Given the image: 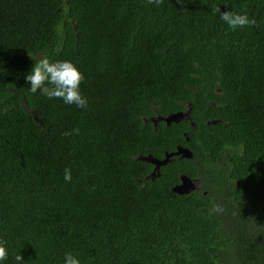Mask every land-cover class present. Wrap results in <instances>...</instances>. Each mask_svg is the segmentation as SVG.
<instances>
[{
	"label": "trees",
	"instance_id": "trees-1",
	"mask_svg": "<svg viewBox=\"0 0 264 264\" xmlns=\"http://www.w3.org/2000/svg\"><path fill=\"white\" fill-rule=\"evenodd\" d=\"M223 2L0 0V264H264V0ZM41 56L76 65L86 108L29 90ZM176 144L157 174L137 158Z\"/></svg>",
	"mask_w": 264,
	"mask_h": 264
},
{
	"label": "clouds",
	"instance_id": "clouds-1",
	"mask_svg": "<svg viewBox=\"0 0 264 264\" xmlns=\"http://www.w3.org/2000/svg\"><path fill=\"white\" fill-rule=\"evenodd\" d=\"M147 3L159 6L163 3V0H147ZM177 3H181V0H177ZM223 3L227 5L229 0H224ZM212 10L218 13L220 19L233 30L256 24L254 19H249L246 12L238 13L233 10L221 11L219 5H215ZM25 80L30 82L29 90L32 93H36L39 90L42 95L50 99L59 98L65 104H74L78 108L87 107V98L82 96L80 92V84L84 80V76L76 65L69 60L50 61L47 56H41L36 59L31 70L26 74ZM73 131L78 132V129H74ZM70 134L69 132L63 133V135ZM63 178L66 182H71L72 176L69 168L64 169ZM7 257L8 252L5 243L0 241V261L6 260ZM15 260L19 264H23L24 261L20 253L15 256ZM63 264H80V260L73 253L66 252L64 254Z\"/></svg>",
	"mask_w": 264,
	"mask_h": 264
},
{
	"label": "water",
	"instance_id": "water-1",
	"mask_svg": "<svg viewBox=\"0 0 264 264\" xmlns=\"http://www.w3.org/2000/svg\"><path fill=\"white\" fill-rule=\"evenodd\" d=\"M189 109H190V105L189 103H186V106L183 110H177V111H173V112H169L163 116H157L156 119L157 120H161L164 122L165 125H167L169 122H177L180 119H184L187 118L189 119ZM149 120L153 121V118H149ZM217 120H209L206 123H214ZM190 125H192V122L189 121L188 122ZM187 137L184 136V139L186 140ZM177 156V157H184V158H190L191 157V152L188 148H186L185 146H181L179 144L174 145V149L172 151L169 152H163V155L161 158H155L150 156L149 154L144 155V156H137L138 159L143 160V161H147L149 163H151L153 165V170L151 171V173L157 174V169L158 166L161 164H164L168 158V156ZM178 179L179 182L173 184L170 187V190L174 193L177 194H181V193H185L187 192L189 189L195 188L196 187V181L197 179L194 178H189L188 176L184 175V174H179L178 175Z\"/></svg>",
	"mask_w": 264,
	"mask_h": 264
},
{
	"label": "flooded vegetation",
	"instance_id": "flooded-vegetation-1",
	"mask_svg": "<svg viewBox=\"0 0 264 264\" xmlns=\"http://www.w3.org/2000/svg\"><path fill=\"white\" fill-rule=\"evenodd\" d=\"M156 117H157V116H153V117H151V118H153V122H152L153 124H154L155 121L157 120ZM148 120H149V118H148ZM152 157H154V156H152ZM150 164H151V163H150ZM150 169H151V171L153 170V165H152V164H151V168H150Z\"/></svg>",
	"mask_w": 264,
	"mask_h": 264
}]
</instances>
